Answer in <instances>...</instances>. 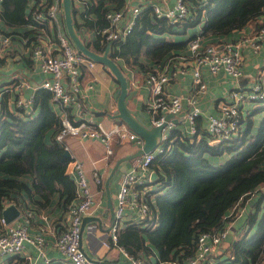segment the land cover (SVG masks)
<instances>
[{"label": "trees", "instance_id": "trees-1", "mask_svg": "<svg viewBox=\"0 0 264 264\" xmlns=\"http://www.w3.org/2000/svg\"><path fill=\"white\" fill-rule=\"evenodd\" d=\"M81 1L82 11L74 4L72 8L76 30L88 47L102 53L109 41L99 34L94 40L85 39L80 34L76 14L79 12L82 24L99 30L109 23L107 11L122 8L124 0ZM186 1L190 8L188 17L170 22L146 7L124 40L110 42L109 55L122 70L119 58L128 67H137L148 74L157 64L185 49L192 37L175 39L174 35L180 32L177 26L200 25L202 38L228 35L264 15V0ZM29 2L1 0L0 23L31 25L33 28L26 33L42 27L48 32L55 30L49 22L34 19L32 11L39 2L32 8ZM64 30L67 32L66 26ZM3 31L12 37L11 32ZM51 102V93L39 88L35 105L40 106V112L29 117L20 109L11 110L7 94L0 100V216L10 204L22 212L33 210L36 216L60 209L62 216L55 223L59 222L62 228L61 221L65 220L77 191L74 178L67 172L71 157L56 138L61 118ZM199 130L202 136L194 139L177 129L172 131L175 138L172 149L158 153L151 162V168L158 174L156 188L149 193L154 196V217L126 221L119 233V244L136 256L154 251L160 261L184 259L194 254L201 232H214L224 226L227 214L257 191V211L250 212L247 221L248 226H255L254 231L250 233L248 228L231 241L228 245L231 255L222 264H259L264 251V119L254 132L252 114L247 110L241 133L217 142L209 141L207 133Z\"/></svg>", "mask_w": 264, "mask_h": 264}, {"label": "built area", "instance_id": "built-area-1", "mask_svg": "<svg viewBox=\"0 0 264 264\" xmlns=\"http://www.w3.org/2000/svg\"><path fill=\"white\" fill-rule=\"evenodd\" d=\"M1 1V0H0ZM40 0L32 11L34 19L39 23L49 22L57 30V53L53 52L50 45L44 43L33 44L31 55L38 62L39 68L46 77L41 81L40 87L47 89L52 96V101L60 107L59 117L61 126L56 133L60 143L65 144V137L74 136L79 139H97L106 147L107 155L114 152V146L125 142H133L142 147L144 139L129 125L118 118H113L109 123L95 118L85 110L87 89H92V79L84 82V69L92 70L97 62L79 52L67 32L60 24L63 0ZM149 7L158 16H165L170 22H177L189 16L190 8L186 0H124L120 9L107 11L108 25L97 30L105 41L117 42L124 40L131 32L135 20L144 8ZM240 35L236 38H224L216 43H206L200 34L192 37L185 47L184 52L173 55L163 63L146 74L144 83L149 86L151 100L148 104L150 122L152 125H164L158 144L153 151L133 158V167L124 171L119 179V188L116 194L114 220L109 228V233L103 244L108 249H117L123 257L121 264H149L150 254L136 256L119 244V233L127 220H150L153 213V194L151 186V162L158 153L168 152L173 147L175 138L172 131L179 120L172 117L166 119L168 113L173 117L184 110V104L189 105L182 124V135L190 139L202 136L203 129L211 142L232 139L239 135L244 128V119L250 102L264 101V65L256 68L252 81L247 88L230 89L225 99L219 103L217 112L203 114L199 105V97L208 89L207 82L203 79L202 68L206 67L212 74L224 72L233 78L242 75V65L245 60L244 50L250 48L259 52L264 48V15L239 29ZM12 37L0 28V55L4 54L12 45ZM179 62L176 66L175 63ZM189 72L195 84L194 91L183 96L167 92V85L177 73ZM30 85L21 79L15 86L17 97L14 100L15 109H20L29 117L35 116V94L32 91L24 96L21 91ZM112 109V113L116 110ZM199 118L203 124H199ZM68 150V149H67ZM72 161V160H71ZM70 161V162H71ZM71 176L75 180L77 196L72 201L67 211L62 228L56 235L55 247L62 254L61 261L65 264H113L104 260L91 258L82 246L84 217L88 214L94 203L90 182L86 175L84 164L79 159H73ZM95 181L103 185L99 171L93 173ZM257 192V191H256ZM241 206L232 209L227 214L224 226L214 232H201L197 238V245L193 255L184 259H171L160 261L158 255L156 264H222L228 258L225 241L228 239L231 226L236 218L241 215ZM129 214V216H128ZM40 215L47 219L42 212ZM232 215V217H231ZM36 217L33 210L20 209V215L12 222H7L3 215L0 216V264L1 257L6 254L14 256L25 249V244H32L38 255L44 258L45 264L50 263L46 255V237L42 233H31L30 226ZM150 223V222H148ZM153 224V223H151ZM259 264H264V251Z\"/></svg>", "mask_w": 264, "mask_h": 264}, {"label": "crops", "instance_id": "crops-1", "mask_svg": "<svg viewBox=\"0 0 264 264\" xmlns=\"http://www.w3.org/2000/svg\"><path fill=\"white\" fill-rule=\"evenodd\" d=\"M40 0H30L29 8ZM206 1V0H204ZM174 0H169L172 4ZM74 4V1H73ZM79 11L82 8L79 4L74 5ZM1 9V1H0ZM64 20V14L61 16ZM78 23L80 24V32L83 33L85 39L94 40L97 38V32L95 29L88 28L82 24V17L79 12L76 14ZM3 30L12 33V45L10 48L2 55H0V100L5 94L9 97V106L12 111H15L14 100L18 95L16 92V84L21 80L25 79L29 87H24L21 94L24 96L29 95L32 91H37L40 87L41 81L46 77V74L42 73L39 68L38 62L31 55V47L35 42L41 41L44 44L50 45L54 53H57V30L55 28V36L52 35L53 31L48 32L46 28L42 27L37 30H33L30 33H26L27 30L32 29L31 25L27 26H7L4 23H0ZM198 28L194 37L201 32V26L194 25ZM64 30V25H62ZM188 27H184V32L187 31ZM52 32V33H51ZM180 33V32H179ZM178 34V33H177ZM175 34V39L176 35ZM240 35L239 30H234L228 35H210L204 37L206 43H216L218 40L224 38H236ZM30 40L28 41V39ZM34 37V38H33ZM190 37V38H191ZM34 39V40H32ZM185 49L178 50L176 54L184 52ZM245 60L242 65V75L238 78H233L230 75L220 72L218 74H212L206 67L202 68L203 79L207 82L208 89L205 93L199 97V105L203 109V114L206 115L210 112H217L219 110V103L222 99L227 98V92L232 88H247L250 86L252 77L256 72V68L264 65V48L259 52H254L250 48L244 50ZM118 62L122 65L123 72L127 76L129 82V91L127 95V103L131 110L135 114L140 115L143 121L150 124V111L148 109V104L151 100V91L149 86L144 83L146 72L141 69L134 67L130 68L126 65L123 59L119 58ZM176 66L179 62L175 63ZM98 64L88 71L84 69V82L92 79L94 87L92 89H87L86 94V108L85 110L92 113L95 118L103 120L105 123H109L113 120L110 116L112 109L117 108L116 103V92L119 88L118 81L112 74H110L105 66L101 69H97ZM195 84L193 82L192 75L189 72L177 73L174 75L167 85V92L171 94H180L186 96L194 91ZM51 106L59 116L60 107L55 103L51 102ZM189 105L184 104V110L177 116L172 117L175 120H179L175 129L179 131H184V125L182 120L184 115L188 110ZM107 111L106 113H104ZM40 112V106H35V116ZM110 113V114H109ZM199 124L202 125L203 121L199 118ZM67 138V139H66ZM65 144L67 149L71 152V160L79 159L84 164L85 172L88 179L91 182V177L94 178V171H99L100 175L107 174L104 185H99L98 192L100 193V199L97 203L94 200L92 206L93 209L85 216L86 223L83 228V238L82 246L86 253L93 259L104 260L109 263H122V254L117 249H108L103 244V239H105L109 233V228L113 223L114 218L112 217V209L114 212L116 206V194L119 188V177L112 182L110 180L109 189L106 186V181L111 173L113 166L117 159L113 157L116 153L117 147L114 146V152L111 155H107L106 147L101 141L97 139H79L74 136L65 137ZM135 149L134 151H136ZM131 151L130 153L134 152ZM129 154V153H128ZM127 155V154H126ZM125 156V155H124ZM123 157V156H122ZM72 161L69 162L67 166V172L71 173ZM133 167V160L131 163ZM127 165L124 168H128ZM132 169V168H131ZM102 177V176H101ZM112 186V187H111ZM115 192L113 197L112 192ZM110 195V196H109ZM259 198V193H253L240 207H244L241 210V215H239L231 226L230 234H234V239L237 238L241 233L248 230L250 233L254 231L255 226H248V216L250 212L257 211L255 207V202ZM20 210V209H19ZM57 209L50 215H47V219L43 218L40 214L36 216L30 226L31 233H42L46 237L45 251L47 257L50 259L48 264H65L61 261L62 254L55 247L56 235L61 230L59 226L55 223L58 217L62 216V212ZM262 213V209L259 211V216ZM129 216V214H128ZM128 221V220H127ZM63 221H61L62 223ZM233 239V240H234ZM3 264H45L44 258L38 255L37 249L30 243L25 244V249L22 253L10 256L8 258L1 257Z\"/></svg>", "mask_w": 264, "mask_h": 264}, {"label": "water", "instance_id": "water-1", "mask_svg": "<svg viewBox=\"0 0 264 264\" xmlns=\"http://www.w3.org/2000/svg\"><path fill=\"white\" fill-rule=\"evenodd\" d=\"M72 8H73V0H63L64 21H65L67 34L72 39L73 43L75 44L79 52L95 60L97 63L99 62L103 64L113 73L116 80L118 81L119 88L116 92V97H115L117 103V109L113 113L111 114L109 113L110 116H112L113 118H118L123 122L127 123L131 129L137 132L144 139V144L142 147L138 148L136 151L132 153L120 157L116 161L106 181V186L109 189L110 180L112 179L115 171L117 170L121 162L135 158L144 153H148L154 150V148L158 144V138L161 135L162 128L164 127V125L162 124L159 126H155L152 125L151 123L148 124L145 121H143L140 115L135 114L134 111L129 108L127 103L129 82L127 76L123 72L120 65L109 55L111 49V43L107 44L106 49L102 53L88 47L85 41L81 38V36L78 34L76 30ZM106 112L107 111H105L104 113ZM169 117H173V114L168 113L166 119H168ZM65 154L71 157V152L69 150H66ZM157 177H158L157 172L152 171L151 184L153 183L155 184ZM19 215H20V210L14 204L8 205L3 210V216L7 222H12L14 219L19 217ZM112 217L114 218L113 209H112ZM86 218L87 217H84L83 219L82 229L84 228V225L86 223ZM115 264H121V263H115Z\"/></svg>", "mask_w": 264, "mask_h": 264}, {"label": "rangeland", "instance_id": "rangeland-1", "mask_svg": "<svg viewBox=\"0 0 264 264\" xmlns=\"http://www.w3.org/2000/svg\"><path fill=\"white\" fill-rule=\"evenodd\" d=\"M75 4H79L80 6H81V8H82V10L84 9V3H83V1H81V0H74V5ZM62 13H64V11L62 10ZM62 16H63V14H62ZM63 18H61V20H60V24H61V27H62V25H63ZM197 26H200V25H197ZM65 27V26H64ZM177 30L178 31H180V33H178L177 35H176V38H177V40H187L188 38H190L193 34H196V33H198L197 32V30H198V28L197 27H195V26H189L188 27V29H187V31H183L184 30V28L182 27V26H177ZM52 33V32H51ZM80 34L81 35H83V33L82 32H80ZM52 35H54L55 36V31H53V33H52ZM98 64V67H97V69H101L104 65L103 64H101V63H97ZM258 107H260V108H258ZM245 109H247L248 110V112L249 113H251L252 114V119H253V131L254 132H257V130H258V128H259V126H260V124H261V122H262V120L264 119V101H255V102H250V103H248V105H247V107L245 108ZM69 137V136H68ZM67 139V138H66ZM98 141V140H97ZM104 145V144H103ZM139 147H138V145L137 144H135V143H133V142H130V141H128V142H125V143H123V144H121L117 149H116V153L113 155V157L115 158V159H117L119 156H124V155H126V154H128V153H130L131 151H134L135 149H138ZM120 158V157H119ZM118 158V159H119ZM117 159V160H118ZM116 160V161H117ZM132 160H133V158L132 159H128V160H125V161H123V162H121V164L119 165V167L117 168V170L115 171V173H114V175H113V177H112V182L114 183V181L119 177V173L120 172H122V171H128V170H130L131 168H132V165H131V163H132ZM115 161V162H116ZM115 164V163H114ZM127 165H130L128 168H124V167H126ZM87 175V174H86ZM102 176V180H103V185H104V183H105V180H106V177H107V174H102L101 175ZM88 177V176H87ZM91 179V182H90V180H89V182H90V187H91V191H92V193H93V197H94V200L96 201L95 203H97L98 202V200L100 199V193L98 192L99 190H98V187H99V185H98V183L95 181V179L93 178V176L90 178ZM151 186H152V188H156V184H151ZM112 187V186H111ZM112 195H113V197L115 196V192H114V190H113V192H112ZM95 206V205H94ZM94 206H92L91 207V209H90V211L93 209V207ZM234 239V234L232 233V234H230L229 235V237H228V239L225 241V245L226 246H228V245H230V243H231V241ZM155 248V247H154ZM156 249V252H158L159 253V251H158V249L157 248H155ZM226 254H227V256L228 257H230V251H229V247H227L226 248ZM150 256H151V260H152V262L151 261H149V260H147V262L149 263V264H156V257H155V255L152 253V252H150ZM8 257H10V255L9 254H6L5 255V258H8Z\"/></svg>", "mask_w": 264, "mask_h": 264}]
</instances>
